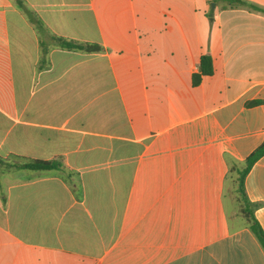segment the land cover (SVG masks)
Wrapping results in <instances>:
<instances>
[{
    "label": "crops",
    "instance_id": "0c3cea01",
    "mask_svg": "<svg viewBox=\"0 0 264 264\" xmlns=\"http://www.w3.org/2000/svg\"><path fill=\"white\" fill-rule=\"evenodd\" d=\"M21 1L0 0V158L66 167L0 166V264H264L237 183L264 141V13ZM245 189L264 231V156Z\"/></svg>",
    "mask_w": 264,
    "mask_h": 264
},
{
    "label": "trees",
    "instance_id": "16d2710c",
    "mask_svg": "<svg viewBox=\"0 0 264 264\" xmlns=\"http://www.w3.org/2000/svg\"><path fill=\"white\" fill-rule=\"evenodd\" d=\"M18 3H22L21 0H16ZM214 2L223 1L225 7L230 8H246L251 11L264 13V8L250 3L246 0H213ZM53 42L62 49L66 50H78L83 52H94L100 48L97 45L84 44L73 40H67L62 37L52 36ZM213 60L210 55H203L201 57L199 72L195 73L192 78L194 86L201 83L203 77L211 76L213 74ZM264 156V141L255 148L245 159L243 166L237 170V183L240 193V201L242 202L241 211L249 222V227L252 233L260 242L264 249V231L255 217V210L258 208V203L251 202L246 194L245 179L250 172L254 164ZM0 166L10 169L11 171H26L47 173L51 171H60L66 166L62 162V158L57 157L50 160L30 159L21 156H13L10 160H4L0 158Z\"/></svg>",
    "mask_w": 264,
    "mask_h": 264
},
{
    "label": "water",
    "instance_id": "95a60500",
    "mask_svg": "<svg viewBox=\"0 0 264 264\" xmlns=\"http://www.w3.org/2000/svg\"><path fill=\"white\" fill-rule=\"evenodd\" d=\"M212 7H213V8L215 7V4H214V3L212 4Z\"/></svg>",
    "mask_w": 264,
    "mask_h": 264
}]
</instances>
